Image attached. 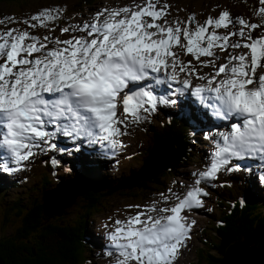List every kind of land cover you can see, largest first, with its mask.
<instances>
[{
    "label": "snow or ice",
    "instance_id": "snow-or-ice-1",
    "mask_svg": "<svg viewBox=\"0 0 264 264\" xmlns=\"http://www.w3.org/2000/svg\"><path fill=\"white\" fill-rule=\"evenodd\" d=\"M259 4V22L221 5L203 23L195 12L169 19L173 6L162 0L98 7L76 23L66 4L0 18V172L27 170L38 155L55 167L82 150L117 156L130 127L150 122L160 105L194 97L210 121L227 125L191 133L211 145L204 168L190 183L173 181L179 186L158 199L125 205L123 218L117 209L104 225L107 264H179L197 226L191 213L213 211L209 188L232 187L219 182L222 175H252L245 161L257 160L254 179L264 185V0ZM40 29L46 34H36ZM176 49L193 60L185 63Z\"/></svg>",
    "mask_w": 264,
    "mask_h": 264
},
{
    "label": "trees",
    "instance_id": "trees-1",
    "mask_svg": "<svg viewBox=\"0 0 264 264\" xmlns=\"http://www.w3.org/2000/svg\"><path fill=\"white\" fill-rule=\"evenodd\" d=\"M26 1L0 0L16 4ZM94 1L76 0L75 6L83 10ZM146 122L143 131L153 143L144 152L150 154L153 146L166 139L173 145L170 159L157 173L147 171L149 174L144 178L140 177L144 165L139 170L111 177L103 174L96 164L77 166L79 179L88 187L70 201L73 203L70 207L76 209L73 215L64 209L69 203L60 211L48 212L44 205L47 191L35 194L50 184L55 168L43 165L39 181H33L25 194L7 196V185L0 178V264H93L89 229L95 216L106 213L117 200L147 197L155 189L164 190L169 179L183 177L188 165L200 161L195 153L198 147L194 148V144L201 142L200 133L191 135L193 121L186 109L175 113L174 108H168L159 122L151 121V117ZM246 182L247 186L239 189L223 187L215 191L214 212H207L208 221L199 231L194 258L188 264H223L229 247L241 242L259 248L264 255V187L252 176L246 177ZM240 197L245 200L243 207L239 204ZM232 204L236 207H231Z\"/></svg>",
    "mask_w": 264,
    "mask_h": 264
},
{
    "label": "rangeland",
    "instance_id": "rangeland-1",
    "mask_svg": "<svg viewBox=\"0 0 264 264\" xmlns=\"http://www.w3.org/2000/svg\"><path fill=\"white\" fill-rule=\"evenodd\" d=\"M75 2H76V0H27L23 4H16L14 2H0V18L10 15V16L16 17L17 19H23L27 16H30L34 12L38 11L43 6H50L53 4H61V5L66 4L67 8H68L66 15L68 17L73 18L72 22L76 23L77 21H79L81 19H88L89 16L98 7H104V6H109V5L113 6V7L122 6L126 3H129L130 0H95L94 3H91L85 9L83 8V10H82V8H80L78 6L76 7ZM163 2H168L173 6L172 10H171L172 16L169 17V19H171L172 17H176V16H179L181 19H186L189 13L195 12L197 14V19L201 23H203V21L206 19V17L208 15H212V16L218 15L219 9L217 8V5L229 7L231 9V11L233 12V14L242 15L245 19H249L251 17L253 22H259L258 17H256L253 13H254V10L256 8H259L262 6L259 4V0H162V3ZM74 7H76V8H74ZM177 9H182V11H177ZM77 13H79L80 15H76ZM9 26H11V27H24L23 25H18V24H10ZM0 27H3V26H0ZM221 31H224V30H221ZM36 34L43 36L46 33L43 29H40L37 31ZM260 34H261V31L254 33V35H260ZM55 35H60L58 29H57ZM61 38H65V37H61ZM179 57L185 63H187V61H189V60H193V57L186 56L183 53V51H181V50H179ZM193 62H195V61H193ZM204 70L210 71V69H204ZM177 71H179V69H177ZM195 82L201 83L200 81H195ZM179 105H180V107L184 106V102L179 103ZM172 109H173V107H172ZM166 110H168V107L163 106V105L159 106L158 111L153 114L155 117V122H159L160 119L164 118ZM170 112H173V111H170ZM195 113L198 117L202 118L206 122H209L207 116H205L202 113V111H201V113L195 111ZM200 123L205 126V124L203 122H200ZM128 131H129V135L121 137V140L124 142V144L127 145V147L121 151L122 153L119 154L116 157V159H114V160L111 159L112 162L110 160L108 165H107L108 169L113 171V172L114 171H120V172L123 171L124 174H126V169L127 170L130 169L129 167H133L132 171L137 170V168L140 166V163L136 164L135 162H132L129 165L130 160L132 158H126V157H130V155L138 154L140 151L137 150L136 148H139L140 146L145 144L144 148L142 149V152H141V153H143L145 148L153 143V140L150 138V136L148 134L142 133V131L140 129V125L139 126L133 125L132 127L129 128ZM167 141L168 140L163 139L159 143L162 145L159 147V149H161V148L163 149L164 147L168 146L169 143ZM206 146L207 145H204V144H202L201 146H199V145L197 146L198 148L202 149V151H204V152H201V156H200L201 159H203V160L204 159L206 160L207 156H208L207 153L209 154V150L207 151ZM195 153L199 157L200 153H198V151H196ZM50 154H54V155H56V157L60 158L59 154H55V153H50ZM150 155L151 154H149V156ZM43 156L44 155H38L35 158L37 160L36 164H34V166H33V162H31L28 169L24 170L28 175H30V180L27 183L22 184L20 186H15V185L11 184L10 189L6 191L7 196L12 195L18 188H21L20 189L21 193H23V194L27 193L28 188L30 187V185H28V184L36 178H37V180L40 179L39 173L43 170V164L39 159L42 158ZM149 156L146 158L145 164L143 163L144 166L140 170V174L142 172L144 173V174H141V176H140L142 178L146 177L149 174V172H147V171L154 172L152 169L156 167V166L153 167V165H148L147 161L149 160ZM170 156L167 159V161L170 159ZM74 157H77V155H75ZM121 159H123V164L119 165ZM152 160L154 161V163H156L155 159H152ZM206 162H205V164H206ZM205 164H202L200 166L193 165V164L187 166L186 173H188L190 177L187 176L188 179H185V176H183V177L182 176L172 177L171 178L172 183L170 184V181L167 182V189L169 187H178L179 186V185L174 186L173 181H184L186 183H190L191 179H192L190 174L197 169L202 170L204 168ZM65 165H67V167H69V168H72L71 173L66 172L64 170ZM163 165H161L160 168H162ZM160 168L157 169V171H155V172L157 173L160 170ZM103 172L107 173V175H110V176H117L118 175V174L113 175L112 173H109L107 169L103 170ZM21 173H22V171L17 172V173H11V174L5 173V174L7 177L8 176L12 177V176H15V175H18ZM51 173H53V174L51 175L50 184L46 185L40 191L37 190L35 192V194L38 196V194L41 195L44 191H48L47 194H45V204H44L46 210L48 207V212L53 211V210H51L50 207H51V204L52 205L56 204L57 198H55V195L61 194V192H62V191H60L61 187L64 186L65 188H68V189H72V188L77 187L81 191L77 190L62 205L57 206V207H59V209L57 211H60L61 210L60 208H62L66 204H68L78 194V192L79 193L82 192L86 186L85 183L81 182V180L79 179V174L76 172V167H75L74 161L71 159L70 156H66V157L63 156L61 166L54 169ZM239 175H240L241 179L236 180L234 182V184H232V188L239 189L240 187L247 186L245 176H243L242 173H240ZM226 180L228 181L227 175H222L220 177L219 182L223 183ZM229 181L231 183H233V180H229ZM68 184H73L75 187H70ZM25 185H28V186L26 187ZM37 185H39V184H37ZM166 190L164 192H166ZM208 190L210 191V188ZM216 190L217 189H215V191ZM37 192H38V194H37ZM160 192H163V191L155 189L153 191L154 196L150 197V199L143 196L140 198H127V199L117 200L116 202H114L113 205H111L110 207L107 208L109 210L106 213L108 215L109 214L108 212L111 209H112L111 212H115L117 209H120L121 211H123L124 206L127 204H138V203L141 204V202H144L147 200L149 202H151L152 200L159 198L158 194ZM211 193L213 196V193H215V192H211ZM48 194L52 195L53 197L48 198L47 197ZM74 200H75V198H74ZM72 204L73 203L71 202V204H69L68 206H66L64 208V209L69 210L70 215H73L75 213V210H76L74 206L70 207ZM206 206L210 207V208L213 207L212 197H211V199L206 200ZM56 208L54 209L55 211H56ZM213 212H214V209H213ZM106 213H100L98 216H104ZM107 215H105V217ZM110 216H112L111 213H110ZM116 216L117 215L114 214L112 217L115 219ZM120 217L123 218V215H121ZM191 217L197 220V226L193 230L194 234H193L192 240L189 242V247L184 250V255L180 258L179 264H188V262L194 258L195 247L198 245V241H199L198 240L199 239V231L202 228V226L205 223H207L208 218H209L207 212L203 211V210H196V211L192 212ZM97 220H98V217H97ZM235 241L237 242L239 240H235ZM249 248H253V247H249ZM253 249L260 250L259 248H256V247H254ZM260 254H261V252H260Z\"/></svg>",
    "mask_w": 264,
    "mask_h": 264
},
{
    "label": "bare ground",
    "instance_id": "bare-ground-1",
    "mask_svg": "<svg viewBox=\"0 0 264 264\" xmlns=\"http://www.w3.org/2000/svg\"><path fill=\"white\" fill-rule=\"evenodd\" d=\"M176 51L179 54V49H176ZM194 111L201 113L202 110L200 111L199 109H196ZM202 113L206 116L204 111H202ZM209 122L211 123L210 120H209ZM215 122L219 123V121H215ZM213 126H216V125L213 124ZM226 126L227 125L224 124L223 128H225ZM167 142L169 143L168 146L164 147L163 149L162 148L159 149V147L162 145L157 144V146H153V148H152L153 152L152 151L150 152L151 155L149 156V160L147 162H148V165H153V167L156 166L155 168L152 167L153 169L151 168L154 172L157 171V169H159L160 166L163 165L167 161L169 156L172 154L173 145H171L169 141H167ZM152 159H155L156 163H154V161ZM68 185L70 187H75L73 184H68ZM77 190L81 191L77 187L72 188V189L65 188L64 186L61 187L60 191H62V192H61V194L55 195V198H57V202H56V204H53V205L51 204V207H50L51 210L55 211L54 209L57 206L62 205ZM47 197L51 198L53 196L48 194ZM58 209H59V207L56 208V211ZM47 211H48V207H47ZM253 248H249L244 243H233L228 249V253H227V256H226L223 264H263V254L262 253L260 254V252H261L260 250L253 249Z\"/></svg>",
    "mask_w": 264,
    "mask_h": 264
},
{
    "label": "water",
    "instance_id": "water-1",
    "mask_svg": "<svg viewBox=\"0 0 264 264\" xmlns=\"http://www.w3.org/2000/svg\"><path fill=\"white\" fill-rule=\"evenodd\" d=\"M241 243H244V242H241ZM247 245V244H246ZM248 247H253V246H249V245H247ZM257 248V247H256ZM262 253V252H261ZM263 260H264V255H263Z\"/></svg>",
    "mask_w": 264,
    "mask_h": 264
}]
</instances>
